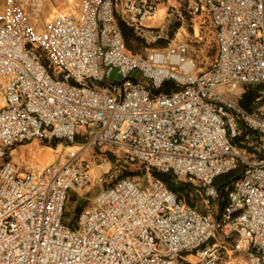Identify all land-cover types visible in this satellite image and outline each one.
I'll list each match as a JSON object with an SVG mask.
<instances>
[{
	"label": "built area",
	"instance_id": "built-area-1",
	"mask_svg": "<svg viewBox=\"0 0 264 264\" xmlns=\"http://www.w3.org/2000/svg\"><path fill=\"white\" fill-rule=\"evenodd\" d=\"M0 0V264H264V0ZM162 27L146 20L160 17ZM206 18L217 55L198 69L165 29ZM144 41L131 53L119 24ZM166 82L178 90L159 93ZM255 88L251 109L240 104ZM81 138L82 143H77ZM77 144L61 166L21 172L19 145ZM172 173L203 193L204 213L153 179L108 171L76 229L67 195L90 186L88 149ZM238 175L223 188L215 179Z\"/></svg>",
	"mask_w": 264,
	"mask_h": 264
},
{
	"label": "rangeland",
	"instance_id": "rangeland-1",
	"mask_svg": "<svg viewBox=\"0 0 264 264\" xmlns=\"http://www.w3.org/2000/svg\"><path fill=\"white\" fill-rule=\"evenodd\" d=\"M72 0H55L49 1L45 10V18H48L53 12L54 5L69 8ZM51 2V3H49ZM160 17H154L146 20L144 25L150 28L162 27L163 21ZM170 28V27H169ZM165 29L162 40L158 45L166 42V45L175 42H185L189 48L190 55L194 58L198 69L204 70L211 66L217 55V48L214 41V30L206 18L197 19L194 23L182 24L181 27L171 35ZM164 45V44H163ZM143 48L140 50V53ZM19 150L11 153L10 161L21 172L24 171H41L43 164H49L52 159L53 167L61 166L70 156L77 151V144L69 145L58 143L57 145L46 146L40 142H31L24 144ZM123 151L114 146H105L102 148L88 149L82 156L91 168L90 186L83 190H72L68 194L65 204V211L68 219L73 220V213L79 205L81 209L88 208L96 194L105 187L104 178L108 171L119 170L125 177H129L142 189L146 188L149 182L157 179L140 163L127 161L123 156ZM43 161V163L41 161ZM196 185V184H194ZM78 198V203L72 201V197ZM204 204V203H203ZM204 209V208H202ZM76 214V213H75ZM224 259V258H223Z\"/></svg>",
	"mask_w": 264,
	"mask_h": 264
},
{
	"label": "trees",
	"instance_id": "trees-1",
	"mask_svg": "<svg viewBox=\"0 0 264 264\" xmlns=\"http://www.w3.org/2000/svg\"><path fill=\"white\" fill-rule=\"evenodd\" d=\"M181 27L180 24H174L173 26H170L169 33L173 35L179 28ZM119 28L121 30L124 42L126 44L127 49L133 53V54H139L140 50L145 47L144 41L137 37L133 30L123 23L119 24ZM165 40L160 39V43L164 42ZM159 43V44H160ZM164 44V45H163ZM160 45L161 47L166 46V42ZM178 90V87L172 83V82H166L162 85V87L159 89V93H165L169 94L173 91ZM255 96V88L251 89L249 88L245 94L242 95L240 99V104L243 108L250 110V100ZM81 138H77V143H82ZM151 173L154 177L157 178L169 191L174 193L179 198H182L185 203L195 209H197L199 212L204 213L206 211V208L203 204V193L197 185H194L192 182L189 181H183L176 179L172 173H160L154 170H151ZM238 175L237 171H231L227 174H223L218 176L214 181V186L219 190L220 193H223L224 186L230 182L233 178H235ZM71 192V191H70ZM69 192V193H70ZM68 193V194H69ZM68 196V195H67ZM68 198V197H67ZM72 201L75 203H78V198L76 199L75 196H73ZM67 201V199H66ZM66 204V202H65ZM204 208V209H202ZM86 209V208H85ZM81 209V207L78 205L76 210L73 213V220L68 219L65 211V205L64 210L62 214V223L71 227L72 229H76V220L78 214L85 210ZM76 213V214H75Z\"/></svg>",
	"mask_w": 264,
	"mask_h": 264
},
{
	"label": "crops",
	"instance_id": "crops-1",
	"mask_svg": "<svg viewBox=\"0 0 264 264\" xmlns=\"http://www.w3.org/2000/svg\"><path fill=\"white\" fill-rule=\"evenodd\" d=\"M49 1H55V0H49ZM51 3V2H49ZM48 5V2H46V7ZM55 6V5H54ZM161 14H162V11H161ZM24 145V144H23ZM23 145H19V146H16L11 152H10V157H11V153L16 151V150H19L20 148L22 147H25ZM41 161V160H40ZM43 163V161H41ZM54 162V159H52L50 161L49 164H46V165H52V163ZM43 164V166H46ZM222 264H246V260L243 256H241L240 254H228L224 257L223 259V263Z\"/></svg>",
	"mask_w": 264,
	"mask_h": 264
}]
</instances>
